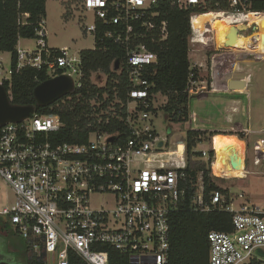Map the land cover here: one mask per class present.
<instances>
[{
  "label": "built area",
  "instance_id": "built-area-1",
  "mask_svg": "<svg viewBox=\"0 0 264 264\" xmlns=\"http://www.w3.org/2000/svg\"><path fill=\"white\" fill-rule=\"evenodd\" d=\"M159 1L180 9L204 10L224 3L227 9L214 12L227 16L244 36L242 31L258 26L249 25L248 14L262 12L251 9L249 0H81L82 11L91 17L88 24L84 22V31L93 35L94 42L102 30L104 36L124 47L123 69L131 81L127 130L93 131L86 142L55 143L50 133L62 127L57 114L35 111L20 122L0 125V218L9 222L46 264H71L73 253L88 264H110V251L100 249L102 245L127 256L130 264H168L172 214L184 204L191 188L196 189L191 202L194 210L232 214V230L208 233L209 264H249L264 255V206L248 203L244 192L233 193L220 185L222 189L207 198L204 170L196 179L188 174L187 145L183 144V153L179 152L182 141L175 150L168 149L170 137L155 126L159 107L167 97L150 94L144 75L153 71L159 58L146 40L153 43L157 34L162 39L168 36V23L154 8ZM198 14L191 17L190 51L196 43H206L207 34L212 32L199 34L194 29L193 19ZM30 18V12L19 11V24L30 25ZM37 23L34 46L24 47V37L19 36L16 64L12 52L9 70L0 60L2 73L9 74L0 85L8 92L13 73L30 66L46 68L51 77L68 75L74 90L81 87L84 73L80 52L71 54L69 47H51L46 18ZM218 55L214 54L213 60ZM217 64L220 61H213L211 66L212 92L218 91L216 82L221 79ZM196 84L190 81V108L204 88H196ZM160 96L164 97L161 102ZM192 122L194 126L197 123L193 114L187 125L194 128ZM231 130L247 135L253 132L241 124ZM254 132L264 134V130ZM194 150L202 152L194 159L206 160L211 174L220 177L213 171V139L210 149L200 143ZM253 151L254 164H264V136L254 141Z\"/></svg>",
  "mask_w": 264,
  "mask_h": 264
},
{
  "label": "trees",
  "instance_id": "trees-1",
  "mask_svg": "<svg viewBox=\"0 0 264 264\" xmlns=\"http://www.w3.org/2000/svg\"><path fill=\"white\" fill-rule=\"evenodd\" d=\"M249 1L251 9L264 12V0ZM46 4L47 0H0V50L12 52L13 64L17 61L18 37L33 38L35 36L37 21L46 17ZM154 8L161 11V20L167 21L168 36L162 39V36L157 34L156 41L153 43L146 40L151 48L158 52L159 58L153 71L146 73L144 77L149 81L150 94L160 93L167 97V101L159 107L164 110L166 117L171 122L187 124L191 117L190 81L201 79L200 69L192 67L190 59L191 17L207 11L225 10L228 5L224 3L220 6L213 5L206 10L197 7L180 9L172 6L168 1H159ZM19 11L30 12L32 21L30 25L18 23ZM212 15L213 13L209 12L198 17L196 26L212 29L210 21ZM210 29L208 28V31ZM101 31L96 36L94 48L80 51L84 73L81 87H77L50 105L37 106V113H53L60 116L62 127L50 133V140L55 143L86 142L93 131L127 130L125 117L131 81L123 69L125 50L120 43L104 36ZM117 61H119L118 67H116ZM99 72L107 75L104 85L93 81V75ZM49 78L51 76L46 68L37 69L26 66L19 72L13 73L10 87L11 102L15 105H36L34 89L39 83ZM225 96L234 99L235 93L225 94ZM218 133L232 134L233 132L219 129L209 131L193 127L187 130V159L190 165L187 171L191 178L196 179L199 171L204 170L207 198L211 193L222 188L217 183L219 177L211 174L207 164L194 159L202 155L201 151L194 148L203 143L209 134L212 138ZM237 134L244 138L243 133ZM210 157H214L213 149L210 150ZM195 190L191 188L187 192L184 204L172 214L168 264H209L208 233L212 230H232V214L219 210L201 212L193 209L191 202ZM0 222L5 228L11 226L9 222L1 218ZM25 242L27 243L26 240ZM99 248L110 251V264H130L128 257L120 252L106 245ZM70 260L71 264H88L74 253L71 254ZM25 264H46V262L38 259L29 249L25 254ZM249 264L264 263L254 259Z\"/></svg>",
  "mask_w": 264,
  "mask_h": 264
},
{
  "label": "rangeland",
  "instance_id": "rangeland-1",
  "mask_svg": "<svg viewBox=\"0 0 264 264\" xmlns=\"http://www.w3.org/2000/svg\"><path fill=\"white\" fill-rule=\"evenodd\" d=\"M80 5L81 0H47L46 21L48 41L51 46L58 48L69 47L70 53H76L77 55L83 49L94 48L95 42L93 35L86 33L83 27L84 22L88 24L91 21V17L86 16ZM225 21L232 23L231 20ZM258 30L259 27L254 26L249 31L242 32L246 36H250ZM209 31L213 30L210 29ZM21 44L24 47H32L35 44V39L22 38ZM214 54H219L215 60H213ZM10 55V51H0V60L3 61L6 70H9L11 66ZM190 59L193 65L195 63L199 64L197 66L200 69L201 79L197 81L195 87H204L199 94L200 99L198 101H192L191 103V114L196 116L197 123L195 126L193 122L190 124L196 129L213 131L219 128L222 131L233 132L230 127L234 126V124L236 125V122L244 127H248L250 123L249 127L253 130L249 135L241 132L246 137L245 158H247L245 159V164L250 173L245 178H241L240 176L219 177L217 179L218 185L228 188L233 193L244 192L246 195L245 200L248 203H256L264 206V164L256 166L253 162L255 156L253 143L258 137L264 136V134L254 132L264 130L263 56L259 52L254 51V48L240 51L220 49L216 46L214 33L211 32L207 34L206 43H196L193 48L191 46ZM213 61L216 63L220 61V65L217 64V70L221 71V79L219 82H216V87L220 88V92L216 94L212 93L211 85V81H213L211 77ZM2 70L4 69L0 68V82L9 77V74L7 72L2 73ZM106 77L107 75L103 72L95 73L93 75V81L99 85H104ZM232 81H242L248 90L244 91L240 88L232 89L230 87ZM221 82L223 84H219ZM232 93H235V99L227 98L224 95ZM217 94L222 98H219ZM8 96L11 97L10 89L8 90ZM163 99L164 97L160 96L158 101L161 102ZM232 100L239 101L237 105L238 109L236 108L234 111H231L229 108ZM227 120H231V122ZM155 126L158 131L170 137L168 149L175 150L178 141L186 144L187 124L171 122L166 117L162 108H159V114L155 117ZM233 134L235 133L233 132ZM238 136L240 137L239 134ZM211 140V134H209L203 142L208 149H210ZM202 161L209 167V163L206 160ZM16 240L19 243L17 250L11 245ZM27 250H29V247L25 240L11 226L5 228L4 224L0 222L1 264H25ZM258 259L264 262V255L260 254Z\"/></svg>",
  "mask_w": 264,
  "mask_h": 264
},
{
  "label": "bare ground",
  "instance_id": "bare-ground-1",
  "mask_svg": "<svg viewBox=\"0 0 264 264\" xmlns=\"http://www.w3.org/2000/svg\"><path fill=\"white\" fill-rule=\"evenodd\" d=\"M209 12L213 13L210 21L217 47L226 48L229 50L231 49L234 51H240L245 48L250 50V48H254V51L259 52L264 59V12L249 13V25L257 24L259 27L257 33H254L251 36H244L242 34H239L237 31V27L232 23L226 22L225 20L230 19L221 13L214 11L200 13L193 19V27L199 34H205L208 31V28L206 29L197 27L196 19ZM240 27L243 28V26ZM231 34H233L235 37V40L232 43H230ZM240 89L244 91L246 90L244 85ZM212 139L216 153L213 164L214 173L220 177L245 176L248 172L245 164V159L247 158H245L246 141L239 137L237 134L233 133H218L212 136ZM179 152H184L183 143L179 145ZM231 160L234 161V166L232 165Z\"/></svg>",
  "mask_w": 264,
  "mask_h": 264
},
{
  "label": "water",
  "instance_id": "water-1",
  "mask_svg": "<svg viewBox=\"0 0 264 264\" xmlns=\"http://www.w3.org/2000/svg\"><path fill=\"white\" fill-rule=\"evenodd\" d=\"M235 37L230 35V43L234 42ZM119 66V61L116 62V67ZM242 81H232L230 87L232 89L242 88ZM74 91V83L68 75H58L51 77L39 83L34 89V97L36 105H15L11 102L8 92L3 85H0V125H5L9 122H20L23 119L30 117L36 111L37 106H47L61 97L68 95ZM190 125H187L189 129ZM232 165L235 163L231 160Z\"/></svg>",
  "mask_w": 264,
  "mask_h": 264
},
{
  "label": "crops",
  "instance_id": "crops-1",
  "mask_svg": "<svg viewBox=\"0 0 264 264\" xmlns=\"http://www.w3.org/2000/svg\"><path fill=\"white\" fill-rule=\"evenodd\" d=\"M46 18V17H45ZM48 39V38H47ZM48 43H49V41H48ZM50 45V44H49ZM51 46V45H50ZM51 47H53V46H51ZM219 82V81H218ZM219 84H223L222 82L221 83H219ZM217 86V85H216ZM221 86V85H220ZM218 88V87H217ZM218 91H216V92H212L213 94H216L217 92H220V88H218L217 89ZM248 89H246L245 91H247ZM218 95V94H217ZM225 95V94H224ZM218 97H219V95H218ZM219 98H222V97H219ZM235 99V98H234ZM238 103H239V101L238 100H232V103H231V106L229 107L230 109H231V111H234L236 108L238 109ZM227 121H229V122H231V120H227ZM240 123H237L236 122V125L234 124V126H231L230 127V129L232 128V127H235V126H237V125H239ZM249 126H250V123H249ZM248 126V127H249ZM216 129H219V128H216ZM235 133V132H234ZM235 134H237V133H235ZM238 135V134H237ZM243 135H245L244 133H243ZM244 138V140L246 141V137L245 136H243Z\"/></svg>",
  "mask_w": 264,
  "mask_h": 264
},
{
  "label": "flooded vegetation",
  "instance_id": "flooded-vegetation-1",
  "mask_svg": "<svg viewBox=\"0 0 264 264\" xmlns=\"http://www.w3.org/2000/svg\"><path fill=\"white\" fill-rule=\"evenodd\" d=\"M18 244H19V243H18L17 240L11 243V245L13 246V248H14L15 250L18 249V248H17ZM0 264H1V262H0Z\"/></svg>",
  "mask_w": 264,
  "mask_h": 264
}]
</instances>
